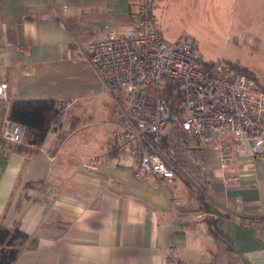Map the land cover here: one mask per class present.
I'll return each mask as SVG.
<instances>
[{
	"label": "crops",
	"instance_id": "1",
	"mask_svg": "<svg viewBox=\"0 0 264 264\" xmlns=\"http://www.w3.org/2000/svg\"><path fill=\"white\" fill-rule=\"evenodd\" d=\"M250 3L258 14L264 9V0H154L152 22L172 43L201 14L216 21L222 9L246 20ZM135 11L132 0H0V82L9 87L8 101L0 100V219L38 241L15 264H163L170 246L184 264H264L263 161L239 162L250 175L226 186L211 149L213 180L202 191L185 173L171 182L136 179L137 160L129 154L112 152L96 171L86 170L75 152L96 148L117 119L115 106L92 101L85 111L74 104L39 148L2 142L12 99H68L70 70L90 64L78 55L90 42L133 28ZM199 193L222 241L194 219Z\"/></svg>",
	"mask_w": 264,
	"mask_h": 264
},
{
	"label": "built area",
	"instance_id": "2",
	"mask_svg": "<svg viewBox=\"0 0 264 264\" xmlns=\"http://www.w3.org/2000/svg\"><path fill=\"white\" fill-rule=\"evenodd\" d=\"M132 2L133 28L90 42L78 55L96 69L102 93L120 92L127 105L96 148L73 149L82 167L96 171L110 153L129 154L137 160L136 179L171 182L185 173L202 191L213 180L206 156L214 149L220 182L239 184L250 175L248 166L239 168V162H264V89L230 64L206 66L191 40L166 42L152 22L154 0ZM8 92V84L0 82V100L8 101ZM89 102L76 97L56 100L55 106L61 117L74 104ZM24 135L23 125L4 119L2 142L17 147ZM209 217L203 212L194 219ZM163 264L184 263L170 246Z\"/></svg>",
	"mask_w": 264,
	"mask_h": 264
},
{
	"label": "rangeland",
	"instance_id": "3",
	"mask_svg": "<svg viewBox=\"0 0 264 264\" xmlns=\"http://www.w3.org/2000/svg\"><path fill=\"white\" fill-rule=\"evenodd\" d=\"M255 3L253 6L250 3L247 10L243 12L246 20H240L239 12L230 18L231 13L222 9H218L216 21L210 15L201 14L197 20L185 24L186 28L180 36L178 35V40H183L190 35L204 61L238 62L255 74L264 89V9L258 14V7ZM170 29L177 31L175 27ZM191 37L189 40H192ZM67 81L71 89H67L69 91L65 94L66 98L86 97L93 102L94 106L99 105L107 110L115 106L113 111L116 118L121 113L127 112L124 94L116 92L112 96L104 95L102 93L103 83L90 64L84 69L81 65L73 67ZM77 104L76 108H82V111L88 108L85 107L86 104ZM80 111L76 113L81 115ZM81 117L86 120V116L81 115Z\"/></svg>",
	"mask_w": 264,
	"mask_h": 264
},
{
	"label": "trees",
	"instance_id": "4",
	"mask_svg": "<svg viewBox=\"0 0 264 264\" xmlns=\"http://www.w3.org/2000/svg\"><path fill=\"white\" fill-rule=\"evenodd\" d=\"M208 67H213L218 63H227L236 68L241 74L252 77L260 85L257 77L247 68L242 67L238 62L230 61H204ZM56 100H18L12 99L9 103L8 118L25 127V135L22 144L39 148L50 131L51 127L60 119L59 111L55 106ZM76 129L75 122L72 124V131ZM11 146V145H10ZM21 146V144H20ZM18 146V147H20ZM167 148V147H166ZM200 203L199 213L208 212L205 206L204 197L198 194ZM208 230L216 241L224 238L218 227L216 218L210 216L206 220ZM252 223H248V225ZM37 238L23 232L17 223L12 227H7L0 219V264H15L24 250L36 248Z\"/></svg>",
	"mask_w": 264,
	"mask_h": 264
}]
</instances>
